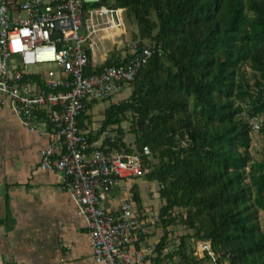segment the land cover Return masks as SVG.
<instances>
[{
	"label": "trees",
	"instance_id": "obj_1",
	"mask_svg": "<svg viewBox=\"0 0 264 264\" xmlns=\"http://www.w3.org/2000/svg\"><path fill=\"white\" fill-rule=\"evenodd\" d=\"M113 6L137 25L138 46L147 39L163 52L139 70L125 100L107 107L99 130L114 132L111 148L124 146L121 124L131 113L136 149H150L144 179L161 186L164 201L155 263L164 256L169 264H204L188 252L191 239L209 242L228 264H264L258 217L264 158L251 162L250 125L241 116L244 109L264 117V0H113ZM121 63L110 57L95 71ZM176 221L193 234L175 238L168 228ZM168 242L173 250L165 249Z\"/></svg>",
	"mask_w": 264,
	"mask_h": 264
},
{
	"label": "built area",
	"instance_id": "obj_2",
	"mask_svg": "<svg viewBox=\"0 0 264 264\" xmlns=\"http://www.w3.org/2000/svg\"><path fill=\"white\" fill-rule=\"evenodd\" d=\"M125 22V9L113 0H0V106L46 139L40 167L58 177L83 217L96 264L151 262V235L160 230V215L140 206L126 182L144 179L149 147L125 142L111 148L115 135L105 130L92 139L78 124L88 105L111 100L155 53L163 55L131 40L121 64L96 72L95 51L104 40L111 50L121 46ZM241 116L252 138L261 134L264 117H249L244 109ZM118 188L122 199L106 208ZM192 255L204 264H228L207 241L193 242Z\"/></svg>",
	"mask_w": 264,
	"mask_h": 264
},
{
	"label": "crops",
	"instance_id": "obj_3",
	"mask_svg": "<svg viewBox=\"0 0 264 264\" xmlns=\"http://www.w3.org/2000/svg\"><path fill=\"white\" fill-rule=\"evenodd\" d=\"M94 58L93 65L98 67L110 56L101 54L100 64ZM97 103L87 106L81 127L92 139L100 137L104 112L116 102L110 101L98 112L94 110ZM105 130L115 135L110 128ZM46 145L43 136L23 126L8 107L0 106V262L96 264L83 217L60 188L58 177L40 167L39 152ZM133 185H140V180ZM121 192L115 189L105 207L116 206ZM139 205L145 207L141 200ZM156 238L157 234L151 235V241ZM155 258L145 264H156ZM158 264L169 263L161 256Z\"/></svg>",
	"mask_w": 264,
	"mask_h": 264
},
{
	"label": "rangeland",
	"instance_id": "obj_4",
	"mask_svg": "<svg viewBox=\"0 0 264 264\" xmlns=\"http://www.w3.org/2000/svg\"><path fill=\"white\" fill-rule=\"evenodd\" d=\"M125 28H126V40H124V43L121 44V46L115 47L112 50L109 51L112 47V43L110 40H104L101 45L98 46L99 51H95V63L100 64V56L101 54H107L110 57H113V59L120 58L123 56L124 53H127L129 48L127 47V43L131 40L138 42L139 41V30L137 28V25L131 22L130 20H126L125 22ZM134 36H136V39H134ZM143 44L148 45L149 40H143ZM109 51V52H108ZM241 73L245 77V79L251 83L252 82V73L248 68H243ZM132 91L131 86L130 87H125L120 93L114 95L110 101L112 102H121V100H125ZM102 102L100 101L97 103L94 107L97 112L101 111L102 109L105 108V106L110 102ZM103 113V111H102ZM127 119L121 124L122 129L124 130V140L126 143L129 144H135V136L130 133V125L132 122V114L128 113L126 115ZM250 156H251V162H258L262 158H264V135L259 134L257 137H253L251 139V144L249 148ZM127 185H132L134 181H126ZM136 189L138 190L139 197L142 203L145 204V207L150 210V212H156L160 215V208L163 205L164 201L160 198L159 196V190L161 186L156 183V182H148L145 179L140 180V185H135ZM175 215L179 214V210L175 209ZM259 217V223L261 226L262 231H264V211H259L258 213ZM157 227L162 231V226L160 222L158 223ZM171 228L173 229V236L175 238H179L182 236H191L193 234V231L188 229L186 226L180 225L178 221H176L175 224L172 225V227H169L168 229L170 230ZM192 241L191 239H188L187 241V250L190 252L192 249ZM164 247L167 248V250H173L174 249V244L172 242H168L164 245Z\"/></svg>",
	"mask_w": 264,
	"mask_h": 264
}]
</instances>
